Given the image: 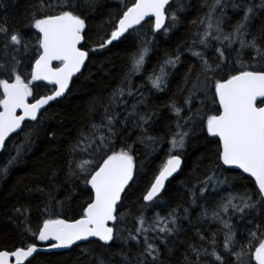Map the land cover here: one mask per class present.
Returning a JSON list of instances; mask_svg holds the SVG:
<instances>
[{"label": "snow or ice", "instance_id": "obj_1", "mask_svg": "<svg viewBox=\"0 0 264 264\" xmlns=\"http://www.w3.org/2000/svg\"><path fill=\"white\" fill-rule=\"evenodd\" d=\"M171 2L134 0L130 6L125 4L118 17H109L102 22L101 27L109 24L112 28L107 38L102 37L99 45L93 48L87 47L88 18L78 9L95 11L101 6L99 0H50L47 4L40 0L38 6L51 11L43 15L30 14V27L38 34L34 51L22 32L0 24V151L5 149L6 141L13 133L18 135L24 131L22 125L25 121L38 124L41 110L50 102L65 97L73 77L81 73L89 61L90 53L102 51L113 42L127 38L125 34L148 17L154 18V33L162 30L167 34L178 26L183 6L170 11ZM204 7L207 10L199 21H193L196 31L186 45V50L196 58L200 67L195 75L189 69L178 85V91L184 93L183 103L170 101L167 105L176 117L175 130H169L167 159L142 196V207L136 214L120 211L127 192L135 183L137 169L131 154L132 145L116 150V140L129 122L139 129L137 141L145 146L163 140V137L150 134L149 127L157 112L142 110L146 97L131 79L144 70L149 53L146 37L129 58L130 69L122 83L106 100L94 98L88 102L90 113H95L98 107L102 109L99 121L93 119L81 128L75 141L68 145L66 175L81 180L89 190L79 218H62L65 202L51 193L36 229L32 227L30 207H14L15 215L9 216L8 221L18 230L22 240L12 249H0V264H32V259L42 251L70 249L77 242L90 238L99 242L101 251L89 264H165L157 242L165 245L169 254L172 253L167 240L181 231L180 217L176 209H171L164 216L155 213L149 221L146 212L164 203L166 181L182 170L189 139L205 132L208 137L218 138L216 167L240 169L254 179L255 192L230 194L217 205L210 217L205 209L203 218L219 222L223 240L217 239L216 232L205 236L197 231L200 243L187 245L182 264H264V0H205ZM229 7L240 13V18L225 32L223 25L228 19L226 10ZM213 41L216 42L214 48ZM209 49H213L211 56ZM232 52L236 55L235 60L230 59ZM245 53L249 54L250 61L242 58ZM181 55V49L167 54L158 68L147 76L152 89L157 92L168 89L170 70L177 69ZM28 68L30 71H26ZM38 82H45L44 87L51 85V91L38 95L35 90L40 86ZM212 89V103H218V109L213 110L214 114L201 109L193 113V99L200 94L208 98ZM137 94L139 98L129 107L125 97ZM121 105L125 107L123 117L117 111ZM185 107L188 115L184 114ZM117 125L121 129L118 130ZM31 135V131L25 135V142H30ZM50 135L55 139L54 132ZM14 148L16 155H9L0 168V178L18 162L24 144H16ZM225 182L219 180L214 169L211 175L199 181V195L203 196L209 186L215 188ZM194 188L189 189L193 204L197 197ZM37 191L43 192L44 189L38 188ZM187 212L185 208L184 219H188ZM256 212L260 214V223H255L253 213ZM230 213L239 214L240 219L248 216L247 223L254 225L243 241L237 238ZM128 217L134 220L131 228L126 226ZM35 241L47 242V247L41 249ZM117 241L121 242V251L114 254L111 249ZM132 244L139 247L135 256L130 254V249H124ZM85 251L89 257L93 256L94 250ZM116 256L120 259L117 260Z\"/></svg>", "mask_w": 264, "mask_h": 264}, {"label": "trees", "instance_id": "obj_2", "mask_svg": "<svg viewBox=\"0 0 264 264\" xmlns=\"http://www.w3.org/2000/svg\"><path fill=\"white\" fill-rule=\"evenodd\" d=\"M39 2L40 0H0V24H6L10 29L22 32L33 51L38 34L35 29L30 27V14L35 12L37 15H43L51 11V9H41L38 6ZM49 2L50 0H44L46 4ZM133 2L134 0H99L101 6L95 11L83 7L78 9L88 18L87 47H96L102 37L107 38L112 25L105 24L101 27L102 22L109 17H118L123 6L125 4L130 6ZM204 4L205 0H172L170 11H176L180 6H183V10L179 12L178 26L172 28L167 34L162 30L154 33L153 21L150 19L131 30L130 34L127 33L125 35L127 38H121L102 51L90 53L89 61L86 62L81 73L73 79L65 97L47 106L42 111L38 124L37 122H25L22 125L23 132L9 137L5 149L0 151V168L7 162L9 155H16L14 145L24 144V150L18 162L9 168L7 175L0 178V249H12L19 246L22 240L18 230L8 221L9 216L15 215L13 208L22 205L30 207L32 227L36 229L42 218L43 207L49 202V193L65 202L62 211L57 209V211H61L62 218L69 220L79 218L81 206L87 201L89 190L85 189L81 180L66 175L68 145L75 141L81 128L88 125L93 119L99 121L102 109L98 107L95 113H90L88 102L94 98L106 100L112 90L122 83L125 74L130 69L129 58L138 50L142 39L146 37L149 41V53L146 57L144 70L142 74L133 75L131 79L146 97L142 110L157 112L154 122L149 127L150 134L163 137V140L156 145L145 146L137 141L140 131L131 122L126 129L121 130V134L116 140V150L132 145L131 154L134 156L137 169L135 183L127 192L120 211L122 213L131 211L133 214L138 212L143 205L142 196L167 159L169 130H175L176 117L169 111L167 105L170 101H175L177 104L183 103L184 93L178 91V85L189 69L195 75L200 67L196 58L186 50V45L193 39V33L196 31V24L193 21H199L207 10ZM226 11L228 19L223 25L225 32L229 31L240 18V13L234 12L230 7ZM212 43L214 48L216 42ZM177 49L182 50L181 63L177 69L170 70L172 75L169 79L168 89L164 92H157L151 88L147 76L158 68L167 54L173 53ZM208 54L211 56L213 49H209ZM20 58L25 59L24 57ZM242 58L245 61H250V56L247 53ZM230 59H236L234 52L230 53ZM26 71H30V68ZM38 84L40 86L35 89L38 95L51 91L52 87H44L40 82ZM213 92L214 89L209 92L208 98L202 94L195 97L192 101V112L195 113L197 109H201L208 114H214L213 110L218 109V105L212 103ZM138 98L139 94L131 98L125 97L129 101V107ZM201 101H203V105ZM117 111L123 117L125 115L124 105H121ZM184 114L188 115L187 107H185ZM117 128L119 130L121 126L117 125ZM30 131L32 133L31 140L25 142L24 137ZM53 132L55 139L50 135ZM216 149L217 139L208 137L206 132L192 136L184 150L185 162L182 170L166 184L164 203L149 208L146 212L149 221L155 213L164 216L171 209H176L177 215L180 217L181 231L169 236L167 240V247L172 249V253L169 254L165 245L157 242L165 264H182L187 245L200 243L196 235L197 231L205 236L216 232L217 239L222 242L223 233L220 231L222 226L218 221L203 218L204 210L207 209L210 217L217 205L230 194L240 195L246 192L253 194L255 192L254 183L243 174L223 166L216 167L218 163ZM214 169L219 180L227 182L218 184L215 188L209 186L205 194L200 196L199 181L204 180L206 175H211ZM54 171L56 172L55 176H53ZM193 186L197 192L195 204L192 203L193 197L189 192ZM38 188H42L44 191H37ZM69 197L71 198L69 199ZM185 208L188 209V219H184ZM253 215L255 223H260V214L256 212ZM248 219V216L240 219L239 214L231 215V223L237 232V238L242 241L249 229L254 227L247 223ZM133 224L134 220L128 217L126 226L131 228ZM126 235L127 233H125ZM35 243L38 246H46L40 241H35ZM124 249L125 251L130 249L132 256L137 255L139 251V247L134 244L126 245ZM85 250H94L93 256L89 257ZM100 251L99 242L88 241L75 245L67 251L40 253L32 259V264H89L90 260L94 259ZM111 251L114 254L120 252L121 242L117 241ZM115 258L120 259L119 256Z\"/></svg>", "mask_w": 264, "mask_h": 264}, {"label": "water", "instance_id": "obj_3", "mask_svg": "<svg viewBox=\"0 0 264 264\" xmlns=\"http://www.w3.org/2000/svg\"><path fill=\"white\" fill-rule=\"evenodd\" d=\"M150 19L153 21V25H154V22H155V21H154V18H153V17H148V18H146V20H145V21H142L141 24L145 23L147 20H150ZM138 26H139V25H137L136 27H138ZM136 27H135V28H136ZM130 30H132V29H130ZM130 30H129V31H130ZM126 34H127V33H126ZM126 34H125V35H126ZM115 42H117V41H115ZM113 43H114V42H113ZM82 69H83V68H82ZM81 71H82V70H81ZM77 75H79V73H78ZM77 75H76V76H77ZM76 76H74L73 79H74ZM72 81H73V80H72ZM40 83H43V84H44L45 82H40ZM71 83H72V82H71ZM71 83H70V85H71ZM47 86L52 87L51 85H47ZM69 87H70V86H69ZM65 95H66V94H65ZM62 98H63V97H62ZM58 99H61V98H58ZM53 102H54V101H53ZM53 102H50V104L53 103ZM217 105H218V103H217ZM46 107H47V106H46ZM43 110H44V109H42L41 111H43ZM25 122H32V121H25ZM25 122H24V123H25ZM13 134H16V133H13ZM13 134H12V135H13ZM215 139H218V138H215ZM223 167L226 168V169L234 170V171H237V172L243 174L244 176H246L247 178H249V179L254 183V185H255V181H254V179L251 178V177H249L247 174L242 173V171H241L240 169H237V168H228L227 166H223ZM178 173H179V172H178ZM178 173L174 174V176L177 175ZM172 178H173V177H170L169 180H171ZM167 182H168V181H166V184H167ZM89 241H96V240H95V238H90ZM84 242H88V241H80V242H77L76 245L81 244V243H84ZM44 243H47V242H44ZM73 246H75V245H73ZM73 246H72V247H73ZM38 247H40L41 249H44V248H46L47 246H44V247L38 246ZM67 250H69V249H57V250H53L52 252H44V251H42V252H40V253H56V252H63V251H67Z\"/></svg>", "mask_w": 264, "mask_h": 264}, {"label": "bare ground", "instance_id": "obj_4", "mask_svg": "<svg viewBox=\"0 0 264 264\" xmlns=\"http://www.w3.org/2000/svg\"><path fill=\"white\" fill-rule=\"evenodd\" d=\"M139 26H140V25H139ZM136 28H137V27H136ZM132 30H133V29H132ZM130 31H131V30H130ZM130 31H129V32H130ZM82 70H83V69H82ZM79 74H80V73H79ZM61 99H62V98H61ZM58 100H60V99H58ZM41 247H44V246H41ZM71 248H72V247H71Z\"/></svg>", "mask_w": 264, "mask_h": 264}]
</instances>
